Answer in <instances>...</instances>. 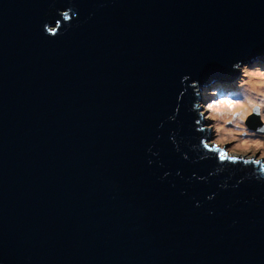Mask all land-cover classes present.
Segmentation results:
<instances>
[{
  "label": "water",
  "instance_id": "water-1",
  "mask_svg": "<svg viewBox=\"0 0 264 264\" xmlns=\"http://www.w3.org/2000/svg\"><path fill=\"white\" fill-rule=\"evenodd\" d=\"M236 61L264 0H0V264H264V182L192 162L189 84Z\"/></svg>",
  "mask_w": 264,
  "mask_h": 264
},
{
  "label": "clouds",
  "instance_id": "clouds-1",
  "mask_svg": "<svg viewBox=\"0 0 264 264\" xmlns=\"http://www.w3.org/2000/svg\"><path fill=\"white\" fill-rule=\"evenodd\" d=\"M52 2L54 3L55 0ZM57 15L61 18L60 20L54 24L45 23L42 26L43 33L51 38L63 35L61 29L66 31V26L70 27L73 19L78 18V14L72 8L58 9ZM231 69L239 75L227 85L213 82L201 88L198 86V81H192L189 84L196 97L189 111L195 112L196 131L202 134L199 143L191 145V150L199 153L192 162L214 158L217 166L209 172V176L223 173L230 168H243L249 169L246 172V178L264 182V64L236 61L231 65ZM188 80L189 77L185 75L182 77L181 84ZM178 112L179 106L168 119L175 120ZM253 119L258 120L255 128L250 126ZM169 138L179 151L175 133ZM240 145L245 146L243 152H238ZM250 146H255V151L249 152ZM181 155L183 159H188L187 154ZM148 163L151 164L152 161L149 160ZM179 174L177 172V175ZM196 179L206 180L207 178L196 177ZM218 187L226 189L227 180ZM214 195L206 199L211 200ZM196 206H199V202Z\"/></svg>",
  "mask_w": 264,
  "mask_h": 264
},
{
  "label": "rangeland",
  "instance_id": "rangeland-1",
  "mask_svg": "<svg viewBox=\"0 0 264 264\" xmlns=\"http://www.w3.org/2000/svg\"><path fill=\"white\" fill-rule=\"evenodd\" d=\"M226 84H227V83H226ZM228 84H229V83H228ZM209 122H211V121H209ZM233 144H235V141H233ZM227 147H232V145H227ZM244 147H245V146L240 145L239 148H238V152H243ZM251 151H255V146H250V148H249V152H251ZM257 154H258V153H257Z\"/></svg>",
  "mask_w": 264,
  "mask_h": 264
},
{
  "label": "trees",
  "instance_id": "trees-1",
  "mask_svg": "<svg viewBox=\"0 0 264 264\" xmlns=\"http://www.w3.org/2000/svg\"><path fill=\"white\" fill-rule=\"evenodd\" d=\"M237 77H238V76H237ZM233 81H234V80H233ZM233 81H232V82H233ZM229 83H231V82H229ZM224 84H225V85H227V84H228V82H227V84H226V83H224Z\"/></svg>",
  "mask_w": 264,
  "mask_h": 264
}]
</instances>
